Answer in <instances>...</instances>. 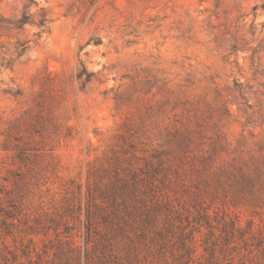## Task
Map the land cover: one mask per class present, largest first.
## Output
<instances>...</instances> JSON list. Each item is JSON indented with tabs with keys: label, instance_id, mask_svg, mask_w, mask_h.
I'll list each match as a JSON object with an SVG mask.
<instances>
[{
	"label": "rangeland",
	"instance_id": "obj_1",
	"mask_svg": "<svg viewBox=\"0 0 264 264\" xmlns=\"http://www.w3.org/2000/svg\"><path fill=\"white\" fill-rule=\"evenodd\" d=\"M35 99L71 133L56 144L60 178L50 175L59 200L68 181L84 197L89 164L127 117L165 131L187 121L189 102L205 132L216 124L234 144L264 142V0H0V117H21ZM9 162L0 151V172ZM258 240L257 258L242 259L239 241L231 264H264Z\"/></svg>",
	"mask_w": 264,
	"mask_h": 264
},
{
	"label": "trees",
	"instance_id": "obj_2",
	"mask_svg": "<svg viewBox=\"0 0 264 264\" xmlns=\"http://www.w3.org/2000/svg\"><path fill=\"white\" fill-rule=\"evenodd\" d=\"M29 23L28 14L16 22ZM187 103V121L165 131L127 117L89 164L84 197L68 181L60 200L50 175L60 178L56 144L70 129L38 99L21 117H0L10 160L0 172V264H231L239 241L242 259L257 258L249 243L258 236L264 250V142L234 144L216 124L205 132Z\"/></svg>",
	"mask_w": 264,
	"mask_h": 264
}]
</instances>
